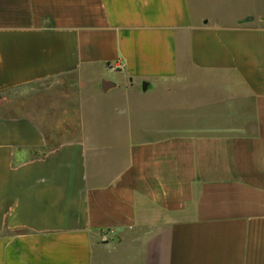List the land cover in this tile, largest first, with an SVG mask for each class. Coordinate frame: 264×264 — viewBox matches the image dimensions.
<instances>
[{
    "label": "crops",
    "instance_id": "1",
    "mask_svg": "<svg viewBox=\"0 0 264 264\" xmlns=\"http://www.w3.org/2000/svg\"><path fill=\"white\" fill-rule=\"evenodd\" d=\"M9 91L0 264H264V0H0Z\"/></svg>",
    "mask_w": 264,
    "mask_h": 264
},
{
    "label": "rangeland",
    "instance_id": "2",
    "mask_svg": "<svg viewBox=\"0 0 264 264\" xmlns=\"http://www.w3.org/2000/svg\"><path fill=\"white\" fill-rule=\"evenodd\" d=\"M19 95L16 94V91H9V92H5V93H1L0 94V101H7V99H14L17 98Z\"/></svg>",
    "mask_w": 264,
    "mask_h": 264
},
{
    "label": "water",
    "instance_id": "3",
    "mask_svg": "<svg viewBox=\"0 0 264 264\" xmlns=\"http://www.w3.org/2000/svg\"><path fill=\"white\" fill-rule=\"evenodd\" d=\"M110 83L109 82H105L104 85H103V88L105 90H107V88L109 87Z\"/></svg>",
    "mask_w": 264,
    "mask_h": 264
}]
</instances>
